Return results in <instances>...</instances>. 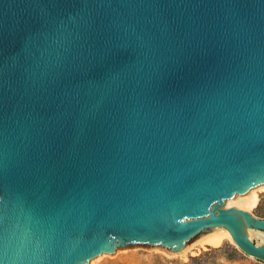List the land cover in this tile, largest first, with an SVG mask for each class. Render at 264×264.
I'll return each mask as SVG.
<instances>
[{
    "label": "water",
    "instance_id": "95a60500",
    "mask_svg": "<svg viewBox=\"0 0 264 264\" xmlns=\"http://www.w3.org/2000/svg\"><path fill=\"white\" fill-rule=\"evenodd\" d=\"M264 0H0V264L264 261Z\"/></svg>",
    "mask_w": 264,
    "mask_h": 264
},
{
    "label": "rangeland",
    "instance_id": "374dc122",
    "mask_svg": "<svg viewBox=\"0 0 264 264\" xmlns=\"http://www.w3.org/2000/svg\"><path fill=\"white\" fill-rule=\"evenodd\" d=\"M262 185L264 183L247 191L257 190L259 203L248 211L260 216H264V187H261ZM230 199H227L224 205L237 207L234 204H229ZM99 264H264V261L244 251L226 248L225 239L216 246L208 244L203 246L201 243H196L185 254L160 248L125 250Z\"/></svg>",
    "mask_w": 264,
    "mask_h": 264
},
{
    "label": "bare ground",
    "instance_id": "6f19581e",
    "mask_svg": "<svg viewBox=\"0 0 264 264\" xmlns=\"http://www.w3.org/2000/svg\"><path fill=\"white\" fill-rule=\"evenodd\" d=\"M261 187H264L262 185ZM229 204H234L243 210H251L252 208L256 207L259 203V195L256 189H252L251 191L245 194H237L230 199ZM225 235L223 234H215V233H208L206 234L201 240L197 243H201L203 246L205 245H219L223 240H225Z\"/></svg>",
    "mask_w": 264,
    "mask_h": 264
}]
</instances>
